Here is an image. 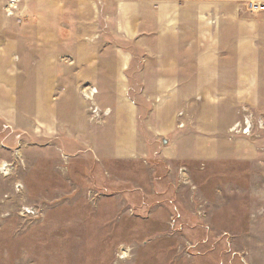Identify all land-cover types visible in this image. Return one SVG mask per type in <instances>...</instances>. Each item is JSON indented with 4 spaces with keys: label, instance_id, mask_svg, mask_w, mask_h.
Returning <instances> with one entry per match:
<instances>
[{
    "label": "rangeland",
    "instance_id": "1",
    "mask_svg": "<svg viewBox=\"0 0 264 264\" xmlns=\"http://www.w3.org/2000/svg\"><path fill=\"white\" fill-rule=\"evenodd\" d=\"M250 1L264 5L0 0V52L6 23L13 66L29 69L26 82L14 77L30 104L29 124L11 123V150L0 157L13 168L0 171V264H264V127H256L264 104L254 107L251 136L232 142L221 132L220 156L168 159L174 134L157 136L143 122L156 75L135 74L195 66L197 57L199 65L264 67L255 30L264 10L248 12ZM253 86L238 84L246 90L239 104L251 102L244 94ZM17 102L20 92L14 116Z\"/></svg>",
    "mask_w": 264,
    "mask_h": 264
},
{
    "label": "crops",
    "instance_id": "2",
    "mask_svg": "<svg viewBox=\"0 0 264 264\" xmlns=\"http://www.w3.org/2000/svg\"><path fill=\"white\" fill-rule=\"evenodd\" d=\"M254 24L251 21L242 22L240 26L250 28ZM255 30L256 34L259 35L260 33L264 39V19L256 21ZM4 34V52H0V157L11 150L6 145L7 129L12 126L11 123L29 124L30 121L29 113L26 112V108L30 106L29 94L27 91H21L18 77H14V74L20 76L21 81L26 82L27 77L25 76L29 75V69L13 66L14 58L19 59V56L14 57L13 55V35L7 32L6 23ZM235 42L237 45L238 39ZM204 64L199 65L197 57V65L195 66L147 67L135 72V74L156 75L152 89L144 90L145 99L151 102L152 109L146 114L147 117L144 115L143 122L154 124L152 129L157 136L174 134L173 145L168 147V151H166L168 159L204 160V158L220 156L222 153L220 139L223 130L227 128L228 140L232 142L236 139V135L240 134V136L247 138L254 131L252 121L255 118L252 114L253 112L259 114L258 109H261L262 104H264L262 102V100L264 101V67H220L214 64ZM53 72L55 73L54 70ZM30 74H33L32 70ZM36 74H39V70H36ZM109 74L118 76V71L112 67ZM239 75H242V78H238ZM253 75L257 77L255 79L248 77ZM160 81L172 88L164 90ZM250 81L252 82L250 83ZM238 84L245 86L244 89L247 91L254 88V84L257 85V89L252 94H244V97L250 98L251 102L255 100L253 104L249 101L238 103L236 99L237 91L240 89ZM244 89L240 90L245 92ZM94 91L96 92L92 89L87 92L88 96L91 97ZM19 92L21 103L15 104L17 116H14L13 95L17 100ZM133 98V101L136 102L135 97ZM145 106H147L146 102H137L134 116L137 115L138 111L143 112ZM254 107L258 109L255 110ZM243 109L249 110L250 113L247 114ZM41 116H44V113L38 110L35 119L37 123L44 122ZM257 119V121L255 120L257 129L263 128V117ZM248 123L251 124L250 130L244 132ZM3 132H6L4 136L2 135ZM237 150L236 146L233 145L229 148V153H237Z\"/></svg>",
    "mask_w": 264,
    "mask_h": 264
},
{
    "label": "built area",
    "instance_id": "3",
    "mask_svg": "<svg viewBox=\"0 0 264 264\" xmlns=\"http://www.w3.org/2000/svg\"><path fill=\"white\" fill-rule=\"evenodd\" d=\"M259 4L260 3H253L250 1V2L245 3V8L247 9L248 12H253L254 10H257V9L264 10V5L260 6ZM245 131L246 130L244 129V132ZM12 169L13 168H11V164H8L7 162H3L0 165V171L6 176L11 174ZM15 186H16V189L18 188L23 189V186H17V184ZM21 209H22L21 213L26 214V215H35L37 213V210L33 208L22 207Z\"/></svg>",
    "mask_w": 264,
    "mask_h": 264
},
{
    "label": "bare ground",
    "instance_id": "4",
    "mask_svg": "<svg viewBox=\"0 0 264 264\" xmlns=\"http://www.w3.org/2000/svg\"><path fill=\"white\" fill-rule=\"evenodd\" d=\"M13 1V0H12Z\"/></svg>",
    "mask_w": 264,
    "mask_h": 264
}]
</instances>
